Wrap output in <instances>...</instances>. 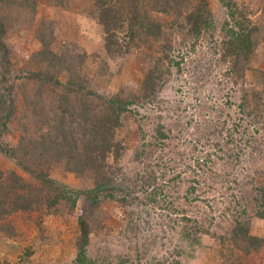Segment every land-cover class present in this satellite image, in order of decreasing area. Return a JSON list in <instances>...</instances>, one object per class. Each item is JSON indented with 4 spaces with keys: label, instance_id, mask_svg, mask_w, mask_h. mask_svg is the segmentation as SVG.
<instances>
[{
    "label": "rangeland",
    "instance_id": "rangeland-1",
    "mask_svg": "<svg viewBox=\"0 0 264 264\" xmlns=\"http://www.w3.org/2000/svg\"><path fill=\"white\" fill-rule=\"evenodd\" d=\"M238 1L249 6L251 18L264 30V0ZM207 3L219 34L226 20L225 9L219 0ZM153 15L163 24L157 41L131 47L127 54L109 56L93 0L0 1L9 51L8 66L0 61V93L7 94L12 86L15 98L12 118L0 135L2 144L15 146L29 133L34 137L40 134L41 125L33 122L37 87L33 73L44 63L36 54L43 48L40 32L47 48L68 58L69 66L84 78L89 89L109 99L117 95L131 98L138 92L151 56L165 50L171 60L160 68L161 85L149 98L128 105L114 131L119 147L108 153L106 162L118 174L113 181L121 184V191L100 193L98 205L91 208L85 195L93 187L91 172L75 173L64 163H53L50 176L79 192L75 206L62 203L51 212L19 211L1 218L0 264H70L76 254L80 218L90 225L86 250L93 264H264V218L253 217L249 209L254 207L256 187L264 185V111L262 121L256 122L243 102L244 90L253 87L262 92L264 105V40L255 47L241 77H235L213 41L194 38L181 18L176 20L181 25H177L173 15ZM62 70L57 67L54 72L64 81ZM50 94L44 91L42 99L53 103V97L48 99ZM160 129L168 137L165 140L158 137ZM164 164L169 168L168 176L180 171V178L171 184L177 191H167L168 196H178L179 206L187 208L191 218L203 212L215 218L209 234H201L198 244L182 240L183 223L147 200L140 188V176L152 170L158 177ZM0 168L16 169L29 180L2 151ZM217 170L220 174L214 176ZM194 180L199 182L195 191L199 201L184 204L181 196ZM123 197L124 202L119 200ZM243 207L251 215L250 234L263 239L261 247L249 252L235 247L228 237L219 242L232 227L228 214Z\"/></svg>",
    "mask_w": 264,
    "mask_h": 264
},
{
    "label": "trees",
    "instance_id": "trees-1",
    "mask_svg": "<svg viewBox=\"0 0 264 264\" xmlns=\"http://www.w3.org/2000/svg\"><path fill=\"white\" fill-rule=\"evenodd\" d=\"M219 1L226 13V20L221 24L219 34H216L213 26L207 0H93V3L104 34V48L109 56L127 54L131 47L143 44L149 46L150 41H157L163 34V24L153 14H170L175 17L174 23L177 25H181L176 21L181 18L182 24L194 38L207 37L213 41L222 60L230 63L231 75L241 77L255 47L264 40V30L262 24L251 18L253 13L244 2ZM5 35V20L0 16V61L8 66L9 51L4 41ZM44 37L40 32L39 39L43 48L36 53L44 62L43 67L33 73V82L37 86L33 99V122L41 125L40 134L34 137L29 133L25 138L21 137L15 146L2 144L0 136V151L13 158L18 169L29 177V180L23 178L16 169L0 168V219L19 211H55L62 203L75 206L79 192L69 189L50 176L49 168L53 163H64L65 167L75 173L91 172L93 187L85 191L91 208L98 205L100 193L112 195L113 191H121V184L113 181L118 174L106 162L108 153L119 147V143L114 142V131L120 125L121 114L128 111V105L149 98L161 85L163 78L160 68L165 61H171L165 50H161L159 56H151V66L145 73L138 92L131 98L117 95L109 99L89 89L84 78L69 66L68 58L58 56L47 48ZM57 67L65 72L64 81L55 74L54 69ZM11 88L12 86L7 94L0 93V135L6 131L15 110ZM249 90H244L243 95L247 114L256 122L262 121V92L253 90V87ZM44 91L51 93L48 99L53 97V103L52 100L46 102L42 99ZM158 137L161 140L168 138L161 129ZM208 160L205 157V162ZM161 169L158 177L152 170L142 174L140 188L147 200L159 205L167 215L174 214L177 223H183L179 235L182 240L190 245L198 244L201 234H209V227L215 218L205 212L195 218L189 217L187 208L179 206V197L167 194L170 190L177 191V187L171 184L174 179L180 178V171L168 176V166L164 164ZM115 171L119 170L116 168ZM219 174L220 170H217L214 176ZM135 175L134 178H137V174ZM159 179L161 182L157 183ZM195 181L181 196L184 204L194 205L199 201L195 192L199 182ZM255 190L256 193L252 196L254 207L249 209L252 210L253 217L264 218V185H259ZM119 200L125 201L124 197ZM208 208L213 212L210 205ZM228 216L232 227L228 236L219 237L220 244L228 237L235 247L244 252L262 246L263 239L249 232L251 215L247 213L246 207ZM78 226L76 254L70 264H93L86 250L91 233L89 222L80 218ZM3 230L8 231L7 227H3Z\"/></svg>",
    "mask_w": 264,
    "mask_h": 264
}]
</instances>
